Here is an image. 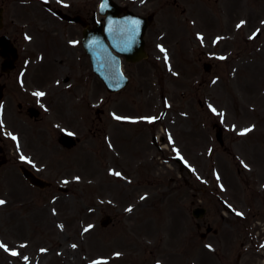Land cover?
<instances>
[{"label":"rangeland","instance_id":"rangeland-1","mask_svg":"<svg viewBox=\"0 0 264 264\" xmlns=\"http://www.w3.org/2000/svg\"><path fill=\"white\" fill-rule=\"evenodd\" d=\"M56 1L50 0L63 4ZM67 1L68 14L82 9L83 0ZM213 1L201 0V10L209 13ZM250 1L264 9V0ZM193 2L180 0L179 8L164 0L153 4L150 12L158 15L147 31L149 58L126 64L131 82L113 94L92 71L79 43L80 25L38 11L37 0H0L5 8L0 35L8 33L21 47L3 103L0 137L9 148L13 135L34 137L23 136L25 150L8 148L14 162L0 168V200L6 202L0 205V244L8 249L0 248V264H157L165 238L176 244L183 227L200 244V264H236L239 253L242 264H255L259 236L264 239V46L254 53L244 40L251 31L260 32L258 42L264 43V25L216 27L206 16L197 26ZM220 34L221 41L214 43L212 37ZM205 62L212 63L210 72L204 70ZM19 72H24L21 86ZM18 103L42 109L41 120L19 114ZM216 124L224 130L226 149L217 140ZM247 128L252 131L241 135ZM61 132L81 141L65 149L57 142ZM155 137L164 150L157 148ZM259 137L257 149L253 145ZM173 154L201 177L180 172ZM21 163L53 187L31 186ZM176 179L200 182L196 203L208 207L206 219L220 230L218 235L198 239L192 190ZM59 186L69 191H59ZM177 187L186 195L182 223L175 214L179 199L170 200ZM216 193L232 205L233 215L223 211ZM105 215L114 217L107 228L100 224ZM152 249L157 253L151 255ZM178 262L172 257V264ZM257 264H264V248Z\"/></svg>","mask_w":264,"mask_h":264},{"label":"flooded vegetation","instance_id":"flooded-vegetation-1","mask_svg":"<svg viewBox=\"0 0 264 264\" xmlns=\"http://www.w3.org/2000/svg\"><path fill=\"white\" fill-rule=\"evenodd\" d=\"M101 0H83L82 9L80 10V14L88 21L89 24H93L96 20L100 23L105 22V17L99 11V2ZM156 0H121L127 8L136 12L140 15H147L148 9L151 7ZM261 1V0H255ZM214 2L215 10L209 13V17L213 24H217L219 26H227L228 28L231 26H238L239 28H254L259 25H264V9L260 10V4L258 6L254 4H250L249 0H216ZM174 3L178 5L176 0ZM221 4V8H219L218 4ZM37 10L43 11L44 9L50 13H52V8L49 7V2L38 0L37 1ZM194 11L192 18L195 22V25L200 26L198 20L203 18V12L199 8L198 0H194ZM43 7V8H42ZM66 9L70 8V5H65ZM264 7V5H263ZM55 9V8H54ZM125 12H121L120 16H122ZM157 14V13H156ZM157 17V16H156ZM244 22L243 24L241 22ZM44 24L47 23L46 20L43 21ZM260 38V33L257 34V38L254 40L248 37H245L244 43L245 45L250 42V48L254 49L255 52H260V47L264 46V43L258 42ZM3 80L7 81L10 79L11 74L1 76ZM8 86V83H6ZM2 151H4L2 149ZM168 198V195H166ZM176 218L180 221V223L184 222L182 218H180L176 214ZM195 225V230L198 239L201 237V230L204 227H209L211 220H203V222L193 220ZM192 228V227H191ZM179 232V238L176 244H173L170 237L167 239L166 247L164 249V253L162 252V260L165 264H172V257L178 256L179 262L178 264H200V244H197L192 238V231L185 234L187 232V228L183 227ZM208 237V236H207ZM206 237V238H207ZM264 246V242L260 241V244L257 245L256 255L254 256V263L260 262V251ZM242 254L238 256V262L241 264ZM257 261V262H256Z\"/></svg>","mask_w":264,"mask_h":264},{"label":"water","instance_id":"water-1","mask_svg":"<svg viewBox=\"0 0 264 264\" xmlns=\"http://www.w3.org/2000/svg\"><path fill=\"white\" fill-rule=\"evenodd\" d=\"M0 9V18H1ZM87 39L86 44L88 45L89 53L92 57V62L95 71L100 75V77L105 81L110 91H116L125 87L128 83V79L122 72L121 61L118 57H110L108 53L110 52L105 44L104 40L101 38L94 37L90 32L86 33ZM116 39L113 37L112 41ZM123 40L117 41L122 42ZM126 46H130V43L125 42ZM1 50L0 53L6 57L7 53L10 52L12 48V43L6 37H2L0 40ZM142 58V57H141ZM130 60V59H129ZM220 137V135H219ZM65 141L72 143L73 140L68 136ZM34 183H40L39 180L31 178Z\"/></svg>","mask_w":264,"mask_h":264},{"label":"snow or ice","instance_id":"snow-or-ice-1","mask_svg":"<svg viewBox=\"0 0 264 264\" xmlns=\"http://www.w3.org/2000/svg\"><path fill=\"white\" fill-rule=\"evenodd\" d=\"M241 23L243 24L244 22L242 21ZM237 27H240V25H238ZM26 38L30 39V37H26ZM199 38L201 39V41H203V37H202V36H200ZM218 39H219V38H218ZM73 43H74V42H73ZM160 50H161L162 52H166V50H165L163 47H161ZM167 59H168V57H167V55H165V60L167 61ZM221 59H223V57H221ZM34 95L42 97V96L45 95V93H43V92H36V93H34ZM210 107H211V106H210ZM211 110H212L213 112H216V109H215V108H212ZM221 115H222V114H221ZM115 119H117V120H121V119H126V118H124V117H120V116H116ZM148 119H149L150 122H152V121H154L156 118L153 117V118H148ZM251 131H252V128H247V129H244L240 134H241V135H244V134H246V133H248V132H251ZM10 135H11V134H10ZM12 139H13V140H16L17 137L13 135V136H12ZM169 139H170V142H171V137H169ZM181 158H182V157H181ZM21 159H22V160H27L28 158H27V157H24V156H21ZM115 175L119 176L120 173H115ZM76 179H79V177H77ZM217 179H218V180L220 179L219 176H217ZM65 183H67V181H65ZM142 199H143V197H142ZM5 203H6V202H5L4 200H0V205H3V204H5ZM131 210H132L131 208L128 209V211H131ZM236 215L240 216V215H243V214L237 212ZM89 227H91V226H89ZM85 231H88V229H85ZM73 247H75V245H73ZM209 247H210V246H209ZM0 248H4L5 251H8L7 247H6L4 244H0ZM11 255H13V256H17V255H19V253L15 252V251H12V252H11ZM117 255H119V254H117ZM27 259H28V258L25 257V260H27ZM96 264H99V262H96Z\"/></svg>","mask_w":264,"mask_h":264}]
</instances>
